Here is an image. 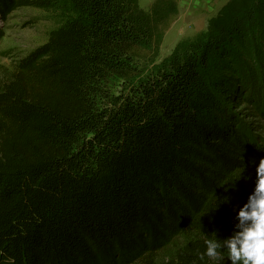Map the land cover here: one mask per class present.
<instances>
[{
  "label": "trees",
  "instance_id": "trees-1",
  "mask_svg": "<svg viewBox=\"0 0 264 264\" xmlns=\"http://www.w3.org/2000/svg\"><path fill=\"white\" fill-rule=\"evenodd\" d=\"M166 1L177 9L153 11ZM19 7L58 26L0 81V264H231L226 250L200 255L233 234L255 188L246 157L262 147L226 103L242 87L245 31L264 35V0L147 74L139 60L156 58L166 28L138 0H0L2 16Z\"/></svg>",
  "mask_w": 264,
  "mask_h": 264
},
{
  "label": "rangeland",
  "instance_id": "rangeland-1",
  "mask_svg": "<svg viewBox=\"0 0 264 264\" xmlns=\"http://www.w3.org/2000/svg\"><path fill=\"white\" fill-rule=\"evenodd\" d=\"M155 0H138L140 8L149 16L154 17L152 22H159L155 31L166 28L161 43L158 48V55L155 59L141 57V73L147 74L152 71L154 64L160 63L176 47L177 43L183 39L194 36L196 33L204 31L209 24L214 27L220 22H224L231 11L238 12L239 6L244 0H177V9L171 2H165L162 6H156L153 11L152 4ZM250 3L253 0H245ZM180 3V5H179ZM189 9V19L182 22L180 8ZM192 10V11H191ZM176 18H172L174 13ZM170 16H172L170 18ZM175 16V15H174ZM157 20V18H159ZM169 19V21H168ZM179 19V20H178ZM264 20V19H263ZM168 23L164 27L165 22ZM227 21V20H226ZM257 23L253 24L254 32L258 31ZM58 26L57 19L52 13L33 7H19L10 14L2 16L0 14V81L8 80L16 69L18 61L34 50L36 47L46 42L51 30ZM163 26V28H162ZM252 28H247L245 52L242 56V66L238 67V82L242 86L238 93L229 96L226 103L230 118L238 121L239 127L245 129L251 138L262 147L263 152L257 157L245 156L249 166L246 172L253 178H257L256 168L262 158H264V114L260 109V100L264 93V73L261 77L259 71L264 72V43L260 41V32L255 34L258 41H251ZM241 58V56H240ZM262 69V70H261ZM246 82V83H245ZM120 83L113 84L114 93L122 90ZM246 85L250 87L247 88ZM256 100V101H255ZM260 104V105H259ZM250 160V161H249Z\"/></svg>",
  "mask_w": 264,
  "mask_h": 264
},
{
  "label": "clouds",
  "instance_id": "clouds-1",
  "mask_svg": "<svg viewBox=\"0 0 264 264\" xmlns=\"http://www.w3.org/2000/svg\"><path fill=\"white\" fill-rule=\"evenodd\" d=\"M256 183L247 203L237 213L233 234L224 240L209 239L200 255L222 261L224 251L231 264H264V158L256 168Z\"/></svg>",
  "mask_w": 264,
  "mask_h": 264
},
{
  "label": "crops",
  "instance_id": "crops-1",
  "mask_svg": "<svg viewBox=\"0 0 264 264\" xmlns=\"http://www.w3.org/2000/svg\"><path fill=\"white\" fill-rule=\"evenodd\" d=\"M179 1H180V0H179ZM179 5H180V3H179ZM179 8H180V6H179ZM191 11H192V10H191ZM179 12H180V17H179V19H180L182 22L187 21V19H189V14H188L189 9H187L186 7H185L184 9H181V8H180ZM179 19H178V20H179Z\"/></svg>",
  "mask_w": 264,
  "mask_h": 264
}]
</instances>
